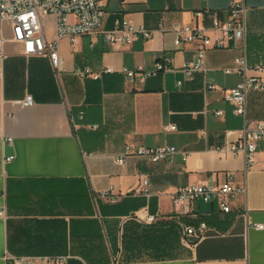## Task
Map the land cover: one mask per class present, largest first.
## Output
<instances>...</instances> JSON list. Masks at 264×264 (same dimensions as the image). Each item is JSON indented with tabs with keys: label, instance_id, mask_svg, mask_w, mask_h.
I'll return each instance as SVG.
<instances>
[{
	"label": "crops",
	"instance_id": "0c3cea01",
	"mask_svg": "<svg viewBox=\"0 0 264 264\" xmlns=\"http://www.w3.org/2000/svg\"><path fill=\"white\" fill-rule=\"evenodd\" d=\"M234 1L109 0L102 32L125 20L149 37L127 46L109 45L101 33L73 45L62 40L58 74L48 57H26L20 44H3L0 264H48L55 258H66L65 264H264V143L250 167L243 156L218 152L244 126L224 97L242 78L224 70L235 69L236 59H244L247 76L264 67V0H243L244 40L208 50L205 73L187 78L181 68L194 62L196 47L174 44L176 27L204 28L212 35L210 16L223 19ZM198 10L210 16L196 19ZM3 28L9 40L10 25ZM44 33L54 38L53 17ZM165 57L169 71L142 83L122 74L151 70ZM84 68L100 78L75 75ZM107 68L112 73H102ZM206 82L215 89L205 90ZM26 96L32 105L22 107ZM246 120L264 123V91L247 95ZM169 126L175 131H166ZM126 145L171 146L185 157L152 164L129 155L119 165ZM230 176L244 193L227 215L216 204L176 207L171 201L186 185H216ZM140 179L148 181L149 197L130 194ZM143 208L155 224L130 218ZM200 223L207 225L206 236L183 245L181 225Z\"/></svg>",
	"mask_w": 264,
	"mask_h": 264
},
{
	"label": "built area",
	"instance_id": "2783aa9c",
	"mask_svg": "<svg viewBox=\"0 0 264 264\" xmlns=\"http://www.w3.org/2000/svg\"><path fill=\"white\" fill-rule=\"evenodd\" d=\"M109 0H0V72L6 56L2 52V46L6 41L20 44L23 55L26 57H48L54 71L58 74L62 71V59L59 54V43L68 40L74 44L79 37H93L102 34L104 41L109 45L127 46L136 38L142 36L149 37V32L142 28H136L125 20H115L113 29L102 32L103 19L105 16L104 6ZM209 15L208 10H198L194 12L196 19ZM245 6L243 0L234 1L225 12L223 19L212 15L211 27L209 31L204 28L182 26L174 28L175 46L180 47L185 44H193L196 47L195 60L192 63L184 64L181 71L187 78H192L196 73H205L204 59L206 52L210 49H224L231 44L242 42L245 35ZM49 17L54 18V38L49 41L45 37L44 27ZM8 23L11 30V38L4 37L3 26ZM236 68L224 70L225 74L235 73L241 76L234 88L227 90L225 100L232 105L233 113L244 119L243 129L238 133L236 140L228 147L219 148L221 154H231L232 156H243L246 166L253 165L254 154L258 145L264 143V123L248 122L246 120V97L250 92L264 91V67L253 68L254 75H246V65L244 59L235 60ZM170 59L165 57L156 62L154 68L145 70L138 67L135 70H122V74L130 81L142 83L145 80L156 77L159 74L169 71ZM75 75L81 79L98 80L100 73H94L89 68L77 69ZM102 73H112L107 68ZM205 90H214L215 86L204 85ZM32 105L30 96H26L21 102L22 107ZM214 116L220 117L222 111H214ZM166 131H175L174 126H169ZM0 138H2L0 136ZM11 140L8 139V142ZM179 152L171 146L158 148L134 147L126 145L121 157L116 159V163L121 165L126 156L133 155L147 159L152 164L173 163ZM13 156L7 157L6 162L13 160ZM244 193V188L237 185L232 176L224 182L216 185H186L179 188L171 196L172 203L178 206H190L194 203L216 204L217 209L224 215L231 212V204L237 195ZM130 194L134 196L149 197L150 191L148 181L140 179L138 187ZM105 195V194H103ZM113 202V200H112ZM0 216L3 212L0 211ZM131 219L145 225H153L156 217L148 214L143 208L133 214ZM255 229L260 230L262 226L255 225ZM208 228L205 223H200L196 227L181 225V242L185 246H192L201 241L207 234ZM48 264H65L66 258L48 259Z\"/></svg>",
	"mask_w": 264,
	"mask_h": 264
}]
</instances>
